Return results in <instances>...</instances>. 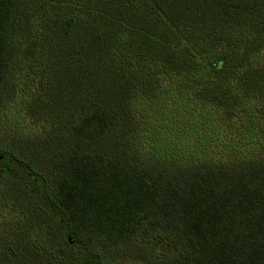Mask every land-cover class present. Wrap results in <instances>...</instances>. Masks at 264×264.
<instances>
[{
    "label": "trees",
    "instance_id": "trees-1",
    "mask_svg": "<svg viewBox=\"0 0 264 264\" xmlns=\"http://www.w3.org/2000/svg\"><path fill=\"white\" fill-rule=\"evenodd\" d=\"M0 264H264V0H0Z\"/></svg>",
    "mask_w": 264,
    "mask_h": 264
},
{
    "label": "rangeland",
    "instance_id": "rangeland-1",
    "mask_svg": "<svg viewBox=\"0 0 264 264\" xmlns=\"http://www.w3.org/2000/svg\"><path fill=\"white\" fill-rule=\"evenodd\" d=\"M22 126H24V124H22Z\"/></svg>",
    "mask_w": 264,
    "mask_h": 264
}]
</instances>
